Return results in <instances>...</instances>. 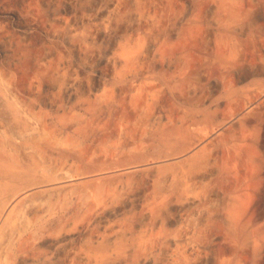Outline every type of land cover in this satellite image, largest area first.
<instances>
[{"label": "rangeland", "instance_id": "1", "mask_svg": "<svg viewBox=\"0 0 264 264\" xmlns=\"http://www.w3.org/2000/svg\"><path fill=\"white\" fill-rule=\"evenodd\" d=\"M263 189L264 0H0V264H264Z\"/></svg>", "mask_w": 264, "mask_h": 264}, {"label": "bare ground", "instance_id": "2", "mask_svg": "<svg viewBox=\"0 0 264 264\" xmlns=\"http://www.w3.org/2000/svg\"><path fill=\"white\" fill-rule=\"evenodd\" d=\"M207 136V135H206ZM263 184V183H262ZM261 195H262V197H264V189L261 191Z\"/></svg>", "mask_w": 264, "mask_h": 264}]
</instances>
